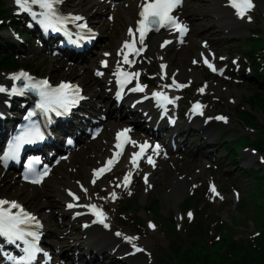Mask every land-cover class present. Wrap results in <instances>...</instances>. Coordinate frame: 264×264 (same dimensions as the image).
<instances>
[{
    "label": "rangeland",
    "instance_id": "374dc122",
    "mask_svg": "<svg viewBox=\"0 0 264 264\" xmlns=\"http://www.w3.org/2000/svg\"><path fill=\"white\" fill-rule=\"evenodd\" d=\"M7 1V0H6ZM262 31L264 35V22L262 23ZM189 51V49H187ZM227 50V49H223ZM185 52L181 53L183 55ZM176 55V54H175ZM191 58V53L188 52L186 57L185 66L188 65ZM33 63L40 64L38 58H32ZM47 65V64H46ZM177 60L174 61V66H177ZM180 65V64H179ZM55 75V74H54ZM246 85H249L248 82ZM234 95L232 93V86L228 87L226 85V90L222 95L224 102H218L216 106V111L221 108L222 114H228L231 117L230 126L232 130L238 131L241 134H246L252 140L257 137V131L250 130L245 127L242 121V115L239 113V109L244 107L246 110H253L255 117L259 120L260 123L264 125V107L260 105H255V101L260 99L257 98L253 101H248L245 103V98L251 96L254 91L252 87L247 89L239 88ZM229 95H232V99H229ZM241 103V104H240ZM247 105V106H246ZM195 147V146H194ZM248 147V146H246ZM246 154V153H244ZM204 155V149L202 153L193 157L194 160H197V164L189 162V165L183 167H167L164 173V176L160 179L159 185L155 191L148 196H145L141 190L140 193L136 196L135 200L140 202L142 205H147L155 199H160L162 202L161 215L164 217L174 216L178 213L177 205L180 201L175 197V194L171 192L173 183L176 181V171L178 170L181 175H195V169L201 166V156ZM220 152L215 156L219 158ZM256 168H262V182H260L258 189L257 184H254V180L251 178L248 185L241 186L242 190H245L244 196L242 197L241 202L248 205V210L239 212L238 217H234L237 213L234 212L235 203L232 201V198H229V201L223 205H220L219 202L216 204H210L208 207L201 203L204 200V189L197 193L198 202L200 204L199 209H203L208 213V234H194L193 236L188 232L189 221L192 220V211H189L186 215H177L176 219L172 220L174 228L176 225V235L181 240V245H186L184 251H189L191 249V254L187 258L186 264H264V250H257V241L260 244V241L264 239V159L263 156H258L254 154ZM226 167H219L217 174L220 179L228 180L230 183L237 185V176L238 174L228 175L229 168L227 165H230L226 160ZM262 164V166L259 164ZM247 176V175H246ZM244 176V177H246ZM243 178V176L241 177ZM14 189H10V192H7L6 188L1 189V192L8 195H14L18 190L17 185H13ZM170 190V192H169ZM43 201H41L42 204ZM40 205V204H39ZM194 207V211L196 212ZM188 214H191V218ZM139 218L145 220V224L139 227L137 222L131 223L128 230L130 234L137 240V243L142 247V250L145 252V256H141L137 264H158L159 263V253L164 251V248L170 246L172 240L167 238L162 229L160 230H150L147 227V220L154 217L153 214L141 211ZM232 216V217H231ZM138 219V218H137ZM202 220L204 222V215H202ZM136 232H139V236H136ZM258 232L260 236L258 237ZM193 237V238H192ZM202 238V242H198L193 239ZM186 242V244H185ZM233 243H239V248L237 246H232ZM246 243V245H244ZM254 254L256 257L253 260L248 261L253 258ZM110 258H108L104 264H108Z\"/></svg>",
    "mask_w": 264,
    "mask_h": 264
},
{
    "label": "snow or ice",
    "instance_id": "6c2138e0",
    "mask_svg": "<svg viewBox=\"0 0 264 264\" xmlns=\"http://www.w3.org/2000/svg\"><path fill=\"white\" fill-rule=\"evenodd\" d=\"M16 4L20 6L21 9L30 13L34 20H37L42 27L47 31L49 29L54 31H59L60 26H63L67 22H75L79 21L82 18L80 16H71L65 17L62 16L58 10L56 9L55 5L62 2V0H15ZM182 0H144V3L141 5L142 11L140 12L141 20L139 21V28L137 31L139 32V43L141 45L144 44V38L148 31L159 30L160 27H169L175 28L183 37V35L187 32V26L181 24L176 17H174L171 13L173 10L180 6ZM231 7L236 9L237 14L240 15L242 18L246 14L247 11L251 10L252 3L251 0H230ZM37 6L42 11L37 13L32 11V6ZM79 27H85V25H79ZM129 36H134L135 33L132 29H129ZM170 43V41H166L165 44ZM135 40L132 43L125 42L124 48L131 49V53L133 55L139 54V50L135 49ZM123 55V62L126 64H131L133 61L129 59V53H122ZM235 63V62H234ZM205 64L212 70L217 71L214 66L209 63L206 59ZM106 66V65H105ZM164 67V66H162ZM102 73H97V75H101ZM128 79L132 76L138 77L139 73H127L125 74ZM13 80H25L27 81L26 87L28 89H35L38 91L40 96V103L38 107L45 113H49L55 111L57 115H60V110L63 109L65 112L73 106L77 102L79 89H72V92L75 93V96L70 94L68 89L71 88L68 84H61L58 88H50L48 82L46 80L33 82L32 78L28 76L27 73L21 72L19 75L13 76ZM123 83V81H122ZM173 85L177 88L184 87L185 85L176 84L175 80H173ZM143 87L137 85L133 91H143ZM7 91V89L0 87V92ZM20 89L13 88L12 94L20 92ZM201 92L203 89L200 90ZM153 96L156 97L160 101H164L167 103H172V101L165 96L162 92L153 93ZM199 108V105H196ZM30 115H34V113H30ZM217 119H224L223 117H217ZM129 130L125 129L123 133H119L117 135V140H120V137L127 133ZM36 139H42V135L39 132L38 128L34 132H26L23 135H20L16 138V140L9 146L8 151L4 153L0 159H2L7 165L8 160L16 159L18 157L19 151L21 147L25 143H34ZM126 143H131L133 146H137L135 141H131L128 139ZM140 147V152L143 153L149 147V145L142 144L138 145ZM117 147H121L118 143ZM159 148V146H156ZM121 153H117L120 155ZM140 156V153H134L132 163L134 165L137 164L136 157ZM149 163H152L151 158L149 157ZM109 165L113 164L112 160L108 161ZM110 170V168L108 169ZM31 172V167L29 168ZM105 169L101 168L97 171L96 175L99 176L100 173L104 172ZM47 171H45L42 175H46ZM131 173L124 177L125 184L124 186L127 187V183L130 181ZM28 177L26 176L25 179ZM33 183H40L41 178L38 177L32 180ZM95 183V181H93ZM119 186V185H118ZM85 193H87V189H83ZM215 192V187L213 186L211 189ZM69 195L72 196L73 200H79V197L69 192ZM112 198H116V194L112 193ZM76 205L71 203L68 204L69 208H72ZM89 207L93 214L97 216V222L104 224L105 227L108 225L105 223L107 217L104 215L101 209H98L96 205L85 206ZM14 209H18L19 212H13ZM191 218V214H189ZM33 227L39 228V221L36 220L34 216L25 212L21 206L16 202H10L4 199H0V237H4L8 240V242L16 244L17 247H22V252L24 253L23 257L19 261H15L14 264H31V261L35 258L38 252H41L37 244L39 241V234L37 231L31 230ZM154 227V226H153ZM117 236L122 235L121 233L117 232ZM31 238V239H29ZM130 243L135 239L132 237H125ZM19 242V243H17ZM137 251H142V249L137 248ZM45 255H47L45 253Z\"/></svg>",
    "mask_w": 264,
    "mask_h": 264
},
{
    "label": "bare ground",
    "instance_id": "6f19581e",
    "mask_svg": "<svg viewBox=\"0 0 264 264\" xmlns=\"http://www.w3.org/2000/svg\"><path fill=\"white\" fill-rule=\"evenodd\" d=\"M257 1H258V4H262V3L264 4V0H257ZM9 3L12 4L11 7H13L14 0H9ZM136 12H137L136 3H133L130 7V11L125 15V20H126L127 24H130L134 21V19L136 17ZM221 24H224V22H221ZM152 43H154V39H153ZM181 57L185 58L186 55L183 54V55H181ZM176 67L181 68V72L178 70L176 73L177 69L173 68V70L171 69L172 72L170 74L172 77L173 76L176 77L177 84L185 85L188 82L187 76L194 77L193 74H189L188 72H186L184 65H177ZM1 85H2V83H1ZM117 122H118V120L115 119L113 121V125H115ZM90 153H97L98 154L97 150H95V149L90 150ZM87 164H88V162H87ZM63 176H64V180H63L62 186L64 184L66 186L67 185L71 186V189H69V190H71V192L73 194L78 196L79 200L78 201L73 200L72 196H70L68 193H66L65 190L62 189L63 187L60 186V183H62V182H58V183L53 185V189L57 194H59V197L62 200L67 201V202L77 203V204H84L87 201L93 200L92 193L89 191L88 183L83 188H80L74 183V179H71L72 177L68 173H65ZM89 176H90L89 170L88 171L86 170L84 179L87 180L89 178ZM86 180L83 181V184H85V182H87ZM157 180L158 179L155 177V175H151L149 177L147 187L150 188V186L153 185ZM188 186H189L188 181H186V180L178 181L175 184V190L177 192H179L180 195H182L186 192V190L188 189ZM83 189H87V193H85V192L83 193V191H84ZM27 196H28L27 197L28 199H31L32 197L35 196V193L29 192V193H27ZM125 237H130V236H128L125 233H122L123 244L126 248H128V245L130 244V242L128 240H126ZM86 243H87L86 246H88V248H89V249H87V251H89L91 253V259H90V261H87L86 264H91V262L101 260L102 256L104 255V254L100 253L101 250H103L105 248H109V250L113 249L114 246L118 243V241L117 240H110V239L107 240L99 232L94 231L91 233V238H88L86 240ZM135 246L137 247L136 244H134L133 247H135ZM122 262H126V261H122ZM130 264H134L133 259L130 260Z\"/></svg>",
    "mask_w": 264,
    "mask_h": 264
},
{
    "label": "trees",
    "instance_id": "16d2710c",
    "mask_svg": "<svg viewBox=\"0 0 264 264\" xmlns=\"http://www.w3.org/2000/svg\"><path fill=\"white\" fill-rule=\"evenodd\" d=\"M18 66H19V64L15 60L10 59L9 57H5V58L0 57V68L13 69V68H16ZM262 145H264V142L262 143Z\"/></svg>",
    "mask_w": 264,
    "mask_h": 264
}]
</instances>
